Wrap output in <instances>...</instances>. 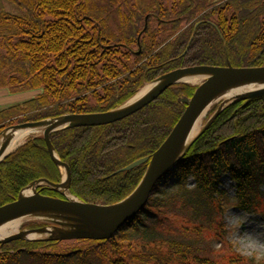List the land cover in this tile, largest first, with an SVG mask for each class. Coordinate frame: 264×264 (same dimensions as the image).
<instances>
[{
	"label": "trees",
	"instance_id": "obj_1",
	"mask_svg": "<svg viewBox=\"0 0 264 264\" xmlns=\"http://www.w3.org/2000/svg\"><path fill=\"white\" fill-rule=\"evenodd\" d=\"M8 1L20 13L0 10V88L39 93L0 109V135L16 124L115 110L177 69L264 67V0ZM195 89L177 84L113 124L52 133L51 145L70 171L69 194L101 206L127 198L147 164L124 169L158 150L185 110L181 99ZM173 168L175 189H158L170 170L144 209L112 238L12 241L0 245V264H215L181 240L160 238L151 220L163 210L188 211L194 218L211 211L214 196L226 198L220 190L224 175L234 182L239 210L264 219V97L225 107ZM61 178L43 137L28 138L0 163V207L15 202L31 183L58 184ZM38 192L64 199L47 187ZM132 239L140 240L143 255L131 253L137 248Z\"/></svg>",
	"mask_w": 264,
	"mask_h": 264
},
{
	"label": "water",
	"instance_id": "obj_2",
	"mask_svg": "<svg viewBox=\"0 0 264 264\" xmlns=\"http://www.w3.org/2000/svg\"><path fill=\"white\" fill-rule=\"evenodd\" d=\"M194 76H204L203 82L199 84L191 98L181 99L180 102L186 108L166 140L151 157L137 160L124 169L130 171L147 164V169L141 181L127 198L114 205L101 206L82 203L77 198L65 194H69L70 171L65 164L59 161L51 145L50 135L52 133L67 128L96 127L118 122L155 101L168 88L186 83L183 82L185 78ZM151 84H154V86L145 96L134 101L136 94L121 107L106 113L65 115L50 120L22 123L10 126L1 133L0 163L9 155L6 154L11 135L24 129L40 130L52 161L59 169H64L66 177L59 184H52L46 180L31 183L20 192L15 202L0 207V226L11 220L34 214L67 220L69 224L65 226L67 230L55 231L44 227L18 232L0 239V245L17 240L40 241L35 236L43 232L50 235L48 239H44L45 241H99L112 238L122 226L144 209L156 184L183 158L186 150L194 140L192 139L190 142L189 137L197 119L220 94L235 87L256 84L259 85L257 88L234 96L227 105L236 101H251L264 97V67L232 68L230 65L227 67H189L169 72ZM226 106L223 105L216 111L203 131L209 127ZM31 186H35L34 194L25 196L24 192ZM41 186L61 193L64 199L40 195L37 189ZM55 224L63 226L61 223L55 222ZM29 235H32V237Z\"/></svg>",
	"mask_w": 264,
	"mask_h": 264
},
{
	"label": "rangeland",
	"instance_id": "obj_3",
	"mask_svg": "<svg viewBox=\"0 0 264 264\" xmlns=\"http://www.w3.org/2000/svg\"><path fill=\"white\" fill-rule=\"evenodd\" d=\"M0 10L13 15L20 13L19 9L9 3L8 0H0ZM202 81L203 79L196 84L189 85L197 87ZM0 90L5 89L0 88ZM34 94L33 92L32 95ZM231 101L224 104L222 99L215 100L203 113L204 115L202 114L203 117L199 121L196 133L190 139V142L203 131L216 111ZM41 135L40 132L29 138ZM175 184L176 169L173 168L159 184L158 189L163 192L173 191ZM187 188H194L192 180L188 181ZM220 190L226 193V198L214 196L213 209L209 212L206 211L204 214L196 215L195 218L188 211L172 210V212H169L163 210L155 212L157 218L151 221L155 222L156 232L161 235L160 238L171 237L187 243L198 257L210 259L215 264H264V219L260 214H248L239 210L235 202L234 182L228 175H224L220 179ZM262 190L264 191V188ZM65 194L69 195L68 193ZM261 211L264 213V209H261ZM30 222L46 223L48 225L45 228L55 231L67 230L65 226L69 224L67 220L34 214L21 218L18 229L12 234L25 232L26 230L23 227ZM55 222L61 223L63 226L56 225ZM49 237L50 235L47 232L35 236L40 241H45L44 239ZM132 240V245H136L137 248L131 250V253L137 256L143 255L139 247L140 240ZM163 248H165L163 249L164 252H166V248L167 251L169 249L168 245Z\"/></svg>",
	"mask_w": 264,
	"mask_h": 264
},
{
	"label": "bare ground",
	"instance_id": "obj_4",
	"mask_svg": "<svg viewBox=\"0 0 264 264\" xmlns=\"http://www.w3.org/2000/svg\"><path fill=\"white\" fill-rule=\"evenodd\" d=\"M203 78H204V76H194V77H190V78H185L183 80V82H186L187 84H196V83L200 82V80H202ZM153 86H154V84L146 86L143 90H141L137 94V96L134 98V101L145 96L147 93H149ZM258 86L259 85H256V84L255 85H253V84L248 85L247 84L244 86L235 87V88L229 89V90L223 92L222 94H220V96L217 97L216 100L222 99L225 103V102L231 100L234 96L242 94V93H246L247 91L254 90ZM202 117L203 116L201 115L200 118L197 119V122L195 123V125L193 127V131L191 132L189 139H191L193 137V135L196 133L198 123ZM37 133H40V130L24 129V130H20V131L16 132L14 135H11L10 140H9V146L7 149L8 151H7L6 155L14 152L30 136L37 134ZM62 175H63V179H65L66 175H65L64 169L62 170ZM34 190H35V186H31L24 192V195L25 196L33 195ZM20 219L21 218L14 219V220H11L9 222L2 224L0 226V239L7 237L9 235H12V233H14L18 229L19 224H20ZM29 236L32 237V235H29Z\"/></svg>",
	"mask_w": 264,
	"mask_h": 264
},
{
	"label": "crops",
	"instance_id": "obj_5",
	"mask_svg": "<svg viewBox=\"0 0 264 264\" xmlns=\"http://www.w3.org/2000/svg\"><path fill=\"white\" fill-rule=\"evenodd\" d=\"M24 92L19 94H10L7 90H0V109L23 103L35 97L39 92ZM18 95V96H17Z\"/></svg>",
	"mask_w": 264,
	"mask_h": 264
}]
</instances>
